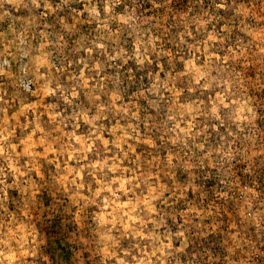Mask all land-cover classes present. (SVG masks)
Here are the masks:
<instances>
[{"label": "clouds", "instance_id": "1", "mask_svg": "<svg viewBox=\"0 0 264 264\" xmlns=\"http://www.w3.org/2000/svg\"><path fill=\"white\" fill-rule=\"evenodd\" d=\"M0 264H264V0H0Z\"/></svg>", "mask_w": 264, "mask_h": 264}]
</instances>
